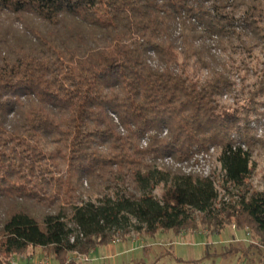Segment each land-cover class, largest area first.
I'll list each match as a JSON object with an SVG mask.
<instances>
[{"label":"trees","instance_id":"trees-1","mask_svg":"<svg viewBox=\"0 0 264 264\" xmlns=\"http://www.w3.org/2000/svg\"><path fill=\"white\" fill-rule=\"evenodd\" d=\"M262 120L264 0H0V264L198 224L262 264Z\"/></svg>","mask_w":264,"mask_h":264},{"label":"rangeland","instance_id":"rangeland-1","mask_svg":"<svg viewBox=\"0 0 264 264\" xmlns=\"http://www.w3.org/2000/svg\"><path fill=\"white\" fill-rule=\"evenodd\" d=\"M224 100L232 103L228 98ZM253 127L257 136L264 139V121L257 122ZM216 156L217 150L210 148L208 152L196 155L191 161L180 162L165 158L160 163L184 173L210 176L215 170H220ZM263 175L264 147H261L255 156L252 174L255 186L260 185ZM193 233L194 235H191ZM247 238L246 231L228 228L221 234H211L209 229L198 224L197 231L189 230L179 236L174 231H168L158 232L154 237L144 234L119 237L110 246L101 247L91 255L81 254L83 260L77 258L79 253L69 256L68 260L75 259L87 264H261V257L256 253H253L250 259H242L239 255H221L223 248L228 247L233 240L246 244ZM49 254L50 251L32 248L15 256L10 264H40L44 261H48V264H60L56 261L53 263V259L48 257L51 256Z\"/></svg>","mask_w":264,"mask_h":264},{"label":"built area","instance_id":"built-area-1","mask_svg":"<svg viewBox=\"0 0 264 264\" xmlns=\"http://www.w3.org/2000/svg\"><path fill=\"white\" fill-rule=\"evenodd\" d=\"M206 176H209V175H206ZM234 228H235V226H234ZM247 235L249 236V232L247 233ZM77 258L80 259V260H83L84 259V257L81 254H78L77 255ZM87 261H88V259H87ZM47 262L48 261H44V262H41L40 264H48Z\"/></svg>","mask_w":264,"mask_h":264}]
</instances>
